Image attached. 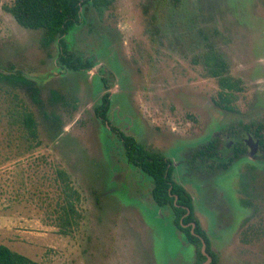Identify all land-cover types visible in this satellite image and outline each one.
Segmentation results:
<instances>
[{"label": "rangeland", "instance_id": "obj_1", "mask_svg": "<svg viewBox=\"0 0 264 264\" xmlns=\"http://www.w3.org/2000/svg\"><path fill=\"white\" fill-rule=\"evenodd\" d=\"M13 2L0 0V245L36 264H195V247L173 211L156 205L152 179L127 161L95 108L111 92L112 126L174 161L219 130L264 119V0L86 6L66 45L95 61L90 72L64 69L59 44L45 47L44 31L23 28L5 10ZM207 52L227 64L225 77L241 82L229 104L234 111L220 101ZM16 73L39 87L43 108L5 78ZM54 92L63 100L52 102ZM27 111L37 121V140L21 123ZM250 167L236 163L215 176L176 170L219 264H264V165L248 173ZM58 171L82 197V219L69 236L57 226L64 203ZM214 201L229 219L219 221Z\"/></svg>", "mask_w": 264, "mask_h": 264}, {"label": "trees", "instance_id": "obj_2", "mask_svg": "<svg viewBox=\"0 0 264 264\" xmlns=\"http://www.w3.org/2000/svg\"><path fill=\"white\" fill-rule=\"evenodd\" d=\"M115 0H14L5 6V10L12 15L16 22L28 30L44 31L43 42L45 47H49L57 42L61 48L60 63L62 66L74 70H87L93 64L84 62L68 51L65 37L75 28L80 26L83 19V9L92 5L97 10L109 8ZM204 62L210 77L219 79L220 101L227 110H233L229 106L231 98L236 91H241V82L226 76L229 68L227 64L216 54L207 52ZM12 83L17 84L27 90L32 101L43 108L44 102L41 98V90L33 81L16 73L5 77ZM63 97L58 93H53L52 102L62 101ZM110 103L109 95H105L102 105L97 109V114L106 117V112ZM221 103V106H223ZM21 123L31 140L38 139V124L31 112L22 114ZM123 145L126 150L128 161L136 168L147 174L153 179L154 187L152 190L153 198L159 207H170L175 214L176 225L186 234L190 243L196 246L197 264H203L206 257L202 254L200 239L191 234L190 228L185 229L181 224L182 217L186 214V208H190L192 214L184 220V224L189 221H196L193 213V200L191 195L181 185L177 184L172 178V168L170 162L162 155L150 152L134 138L121 135ZM263 142V141H262ZM39 143L36 145L38 146ZM218 142H212L209 146L198 151L193 158V162L200 166L217 165L227 170L233 163L234 157L227 158L226 150L219 148ZM224 149V148H223ZM224 160V161H222ZM222 161V162H220ZM197 166V167H198ZM58 178L63 187V205L61 213L58 215L59 232L62 235H71L79 227L82 214L78 209L81 203V194L73 186L70 177L64 171H58ZM178 197L177 203L175 202ZM198 223V222H197ZM196 232L201 234L208 244V252L213 256L217 264V256L212 252L211 246L206 235L201 231L200 226ZM0 264H36L34 260L19 252H16L6 245H0Z\"/></svg>", "mask_w": 264, "mask_h": 264}, {"label": "flooded vegetation", "instance_id": "obj_3", "mask_svg": "<svg viewBox=\"0 0 264 264\" xmlns=\"http://www.w3.org/2000/svg\"><path fill=\"white\" fill-rule=\"evenodd\" d=\"M82 24H83V19H82V22H81L80 26ZM65 41H66V37H65ZM68 51H69V49H68ZM73 55H75V54H73ZM60 56H61V54H60ZM75 56L79 57L77 55H75ZM79 58H81V57H79ZM83 61L92 63L93 65L87 70H80V71L90 72L96 66V63H95V61L92 58L90 60L86 59V60H83ZM62 67L64 69H66V70L74 71V70H70V69H68V68H66L64 66H62ZM75 72H77V71H75ZM101 85H102V87H105L106 90H109V88L107 87L106 79H101ZM105 95H109L110 103H109V106H108V110L106 112V117L103 118V117H101L100 115L97 114V109L102 105V101H103ZM112 95L113 94L111 92H109V91L103 95L102 99L100 100V104L95 108V113H96V117L99 119V121H101L103 127L106 130H109L110 132H113L114 136H116L118 138L119 144L121 145V150L123 152V156H125V158L127 159L126 150H125V147L123 145V141H122L121 135H124V136H127V137H132V136L126 135V133L122 129L117 128L115 126H112V124H111V117L109 116V112H110L111 107H112ZM233 111H234V109H233ZM113 117H115V116H113ZM132 138H134V137H132ZM212 142H218L219 146H220L219 148L222 149V151L226 150L227 158L234 157L232 165H230V167L227 170L222 169L221 167L218 166V164L217 165H213V166H209V165L204 166V162H203L200 166H198L196 163L193 162V158L195 157V154L198 151L204 149L206 146H209ZM192 145H187V146H190V147H184L183 146L184 150H185V153L186 152H188V153L186 155L184 153L183 157L181 155V157L179 159H176L175 161L173 159H171V158H167L166 156H164L160 152H155V151L149 150L147 148L146 149L148 151H150V152H154V153H157V154H160V155L164 156L170 162V167L172 168V178L177 184L181 185L183 188H185V187L181 183L177 182V180H176V170L178 168L182 172H184L186 175L188 174V175L201 176V175H205L206 173H209V174H213L215 176V175H223L224 173L228 172L230 170V168L232 166H234L236 163L244 164V162H248L251 165V167L249 168V172L248 173H251V169L254 168L255 165H257V164L264 165V119H260L258 121H254V122H250V123L238 122L237 124L233 125L232 127H229V129L219 130V131L215 132L213 135H211L210 137H208L207 139H205V140H203L201 142L192 144ZM127 161H128V159H127ZM222 161H224V160H222ZM222 161H220V162H222ZM131 165H133V164H131ZM136 169H138V168H136ZM138 170L141 173H144L140 169H138ZM251 178H252L251 180L253 182L254 177L251 176ZM152 182H153V179H152ZM205 185H207V184L205 183ZM153 187H154V183H153ZM152 190H153V188L151 189V195H152ZM185 190L189 193V191L186 188H185ZM215 194H216V192H215ZM204 196H205V194H204ZM152 197H153V195H152ZM191 197H192V195H191ZM215 197H216V195H215ZM215 197L213 196V198H215ZM204 198H205L206 201H208V197L205 196ZM153 200H154V198H153ZM192 200H193V197H192ZM177 201H178V197H176L175 202L177 203ZM154 202H155V200H154ZM223 204L224 203H222V205ZM213 207L219 213V215H217V216H219V221L222 219V221L224 222V219H223L224 217H228V219L230 218V216L227 214L226 210H225V212L222 211V210H220L221 212L218 211V209L220 208V203L218 204L217 202L215 203V201H214V206ZM246 207H249V206L246 205ZM160 208H163V207H160ZM193 208H194V200H193ZM186 211H187L186 214L181 219L182 226L185 229L190 228L191 234L194 235L195 237H197L198 239H200V241L202 243L201 251H202V247H203V240L205 241V243H206V251L212 257V263H213L214 262V258L208 252V244L206 242V239L201 234L196 232V229L198 228V225L200 226L201 231L208 238L210 246H211V250H212L211 237L202 228L201 222L197 220V218L195 216L196 213H194V210H193L194 217L196 218L198 223L196 221H189L188 223L184 224V220L186 218H188L192 214V211L190 210V208H186ZM173 214H174V212H173ZM174 217H175V214H174ZM174 223H175V218H174ZM193 224H195V228L194 229H193ZM228 224H230L229 221H228ZM214 225H216V228L219 229L218 225H222V224H220V222L217 221V223H215ZM224 226H223L224 228H222V227H220V228L222 230H224V229H226V227H228V225H224ZM176 227H177V229H178V231L180 233L185 235V238H186L187 242L190 245H193L192 243L189 242L186 234L177 225H176ZM194 247H195V251H197L196 246H194ZM212 252L217 256V264H219L218 255L213 250H212ZM206 261H207V257H206V260L203 263H205ZM195 264H197V253H196V263Z\"/></svg>", "mask_w": 264, "mask_h": 264}, {"label": "water", "instance_id": "obj_4", "mask_svg": "<svg viewBox=\"0 0 264 264\" xmlns=\"http://www.w3.org/2000/svg\"><path fill=\"white\" fill-rule=\"evenodd\" d=\"M195 228V224H193V229ZM202 253L207 257V261L203 264H211L212 263V257L207 253L206 251V243L203 240V247H202Z\"/></svg>", "mask_w": 264, "mask_h": 264}]
</instances>
